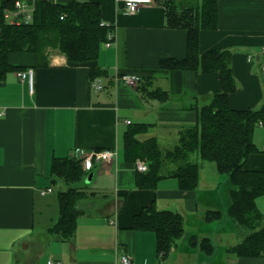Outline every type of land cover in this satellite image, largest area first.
I'll return each mask as SVG.
<instances>
[{
  "label": "crops",
  "instance_id": "0c3cea01",
  "mask_svg": "<svg viewBox=\"0 0 264 264\" xmlns=\"http://www.w3.org/2000/svg\"><path fill=\"white\" fill-rule=\"evenodd\" d=\"M78 1L98 3L102 20L113 23V42L101 45L95 61L101 73L94 78L102 89L90 86L88 65L70 64L57 51L48 55L46 64L36 63L32 51H10L9 67L0 72V264H47L48 259L121 264L123 254L132 264H264V254L241 256L228 249L242 240L227 245L225 255L218 258L213 252L202 263L189 262V250L195 249L191 246L184 249V262L180 256L170 257L171 251L161 260L153 232L133 226L134 215L147 205L183 216L185 209H196L199 195L207 194L211 202L223 197L229 204V187L219 186L223 178L205 184L200 171L194 191L180 190L174 177L140 189L135 162L123 156V136L133 125L149 124L155 132L148 137L158 142L170 132L178 138L179 130L195 124L201 107L221 90L216 71L161 65L187 54V31L167 24L165 2L182 10L200 8L202 0H152L130 14L122 11L124 0ZM263 41L264 0H217L216 27L199 30V53L230 52L235 83L228 94L231 108L259 109L264 104ZM29 69L31 84L18 75ZM129 72L139 75L135 86L116 82ZM259 142L260 150L244 165L249 170H264V135ZM74 148H111L116 153L95 163L90 179L87 175L76 184L89 197L81 203L85 209L73 234L63 237L51 231L59 216L57 190L65 186L54 180L51 164L54 158L71 156Z\"/></svg>",
  "mask_w": 264,
  "mask_h": 264
},
{
  "label": "trees",
  "instance_id": "16d2710c",
  "mask_svg": "<svg viewBox=\"0 0 264 264\" xmlns=\"http://www.w3.org/2000/svg\"><path fill=\"white\" fill-rule=\"evenodd\" d=\"M15 0H0V72L8 67L6 55L10 51L29 50L35 54L36 63L46 64L48 55L56 50L70 64L90 67L91 78L101 73L95 65L101 45L106 40V28L98 3L71 0L66 3L55 0H35L32 20L29 23L10 24L4 11L12 8ZM167 24L187 31V54L183 58H169L161 62L165 67L196 68L216 71L222 88L203 105L195 124L179 130L176 143L163 148L155 136L142 139L141 133L149 124H135L123 136V156L129 161L141 159L147 171L139 172L136 187L150 189L160 179L174 177L182 191H194L199 183L200 166L213 162L219 174H225L229 182V204L226 215L237 225L249 230L241 242L228 248L241 256L264 254V213L256 204V198L264 196V170H249L245 163L250 155L260 149L253 141L255 128L264 125V104L259 109H234L228 102V94L235 83L230 66V52L198 51V35L201 28L213 29L217 25V0H202L200 8L179 10L168 1ZM264 151V148H263ZM67 164V165H66ZM73 165V166H69ZM54 180L63 181L59 188V216L51 230L63 237L73 234L79 214L84 211L81 203L85 192L74 187L84 180L89 171L80 168L73 156L54 158L51 164ZM219 210H208L205 221H216ZM135 228L153 232L156 253L163 260L176 246L185 231L183 216L172 210H159L147 205L133 217ZM188 244L206 254L213 252L209 237H188Z\"/></svg>",
  "mask_w": 264,
  "mask_h": 264
},
{
  "label": "rangeland",
  "instance_id": "374dc122",
  "mask_svg": "<svg viewBox=\"0 0 264 264\" xmlns=\"http://www.w3.org/2000/svg\"><path fill=\"white\" fill-rule=\"evenodd\" d=\"M165 4L166 6H168L169 4L168 1H166ZM53 51L56 52V50H53ZM134 121H140V120H134ZM154 130L155 129L153 128L152 129L148 128L146 131L142 132L141 134H143V137H148L152 135L151 134L152 132H155ZM263 135H264L263 127L262 126L257 127L254 130L255 142L260 143L259 141L263 138ZM160 141L161 142L159 143L163 148L164 147L170 148L176 143L177 136L173 134L172 132H170L167 134V136L164 139L162 138ZM69 166H73V165L69 164ZM200 173H201V180L203 183L211 185L209 183L211 178L221 177L223 179H221L220 181V185H219L220 188L222 190H224L225 188L228 189L229 186H228L227 176L225 174H219L216 171V168L213 162H204L203 164H201ZM62 183L64 182L62 181ZM60 186L61 185H58V188ZM65 186L61 188H64ZM74 187L78 189V185L75 184ZM204 196H208V195L207 194L203 196L199 195L197 207L194 211L192 210L191 212H187L186 209L184 210L183 218L186 224V226L184 225V227L186 228V232L184 231L183 235L177 240V247H173V249L171 250V253L169 254L170 257L180 256L179 260L181 261V256H186L184 255L185 254L184 249L190 247V245L188 244V237L191 235V233L196 234L197 238H202L204 236L209 237L211 244H213V247H214L213 252L214 254H217L219 258L222 255H225V252H226L225 249L227 245L234 243V241L237 242V241L242 240L244 236H246L247 233L249 232L248 229H246L243 226L237 225L226 215V209H227L228 202L226 204V201L224 202L223 197L220 198L219 201L211 202ZM81 197L88 198L89 194H87L86 192H82ZM256 202L258 205V209H260V211L264 213V197H259ZM208 209L219 210L221 212L220 219L216 221H210V222L205 221L204 214L206 213ZM189 252L190 253L187 255L189 257V262L196 261L197 263H202L203 260L206 259V257L213 258L214 256V254H212L213 252L211 253L212 255L206 254L198 247H196L195 249H190ZM185 258L187 257H184L183 261L181 262H184Z\"/></svg>",
  "mask_w": 264,
  "mask_h": 264
},
{
  "label": "built area",
  "instance_id": "2783aa9c",
  "mask_svg": "<svg viewBox=\"0 0 264 264\" xmlns=\"http://www.w3.org/2000/svg\"><path fill=\"white\" fill-rule=\"evenodd\" d=\"M34 1L35 0H15L12 8L6 9L4 11V18L6 22L10 24H20L29 23L32 20V13L34 9ZM152 0H124V5L122 11L125 14H130L137 11L143 4H150ZM101 26L106 28V40L103 42V46H109L113 42L114 32H113V23L105 20H101ZM261 53L264 54V41L261 47ZM19 77L25 78L28 77L30 80V84L32 82L33 72L31 69L26 71H19ZM139 81V75L136 73H122L118 77H116V82L124 83L128 86H135ZM90 86L96 90L102 89V84H100L97 78H93L90 82ZM3 110L0 109V116H2ZM127 123H130L129 120H126ZM259 125H263L262 122L258 123ZM115 149L104 148V149H82V148H74L71 156H73L79 163L81 168L84 171H90L95 163L104 162L112 159L115 156ZM135 168L138 172L147 171V164L145 161L141 159H137L135 161ZM50 191L51 188L48 187L46 189ZM45 190V191H46ZM44 192V190L42 191ZM121 264H132L131 257L128 254H123L120 258ZM47 264H61L59 261H55L52 259L47 260Z\"/></svg>",
  "mask_w": 264,
  "mask_h": 264
},
{
  "label": "water",
  "instance_id": "95a60500",
  "mask_svg": "<svg viewBox=\"0 0 264 264\" xmlns=\"http://www.w3.org/2000/svg\"><path fill=\"white\" fill-rule=\"evenodd\" d=\"M91 175H92V172H89V174H88V177H87V179H86V180H89V179H90V177H91Z\"/></svg>",
  "mask_w": 264,
  "mask_h": 264
}]
</instances>
